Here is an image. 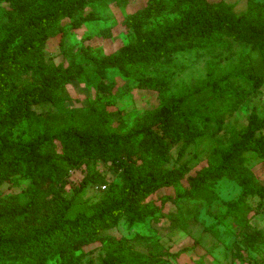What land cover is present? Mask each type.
<instances>
[{"label":"trees","instance_id":"trees-1","mask_svg":"<svg viewBox=\"0 0 264 264\" xmlns=\"http://www.w3.org/2000/svg\"><path fill=\"white\" fill-rule=\"evenodd\" d=\"M105 1L0 0V18L5 19L0 23V184L19 186L27 181L24 201L0 196V259L33 255L31 264H48L56 254L52 264H91L84 259L99 250L98 264H167L163 254L145 255L99 233L113 230L122 218L131 226L148 219L158 222L161 207L145 200L182 180L186 187L170 201L185 204L175 206L169 227L185 230L202 208L218 202L215 185L226 180L235 182L240 193L236 200L222 203L226 212L220 223L227 221L235 236L245 234L249 246L263 243L261 235L250 233L249 225L260 207L251 206L247 198L263 199L264 184L246 164V156L253 154L264 164V116L252 110L237 139L225 148H214L207 165L193 174L188 175L185 164L167 168L175 145L183 143L177 157L181 159L196 138L218 136L245 96L262 87L264 75L256 76L258 60H242L232 75L251 82L249 89L240 88L230 74L209 72L203 84L185 86L179 95L162 99L155 110L144 112L121 132L107 110L111 102L104 100L114 83L103 79L108 69H115L138 90L164 94L168 73L149 72V68L169 66L176 54L209 49L224 38L251 46L264 71V1L247 0V11L237 15L223 0H147L144 9L125 20L132 40L115 53L91 57L94 71L48 66L42 50L58 22ZM167 13L173 16L156 20ZM89 19L94 17L74 20L72 26ZM28 75L30 81L20 86L21 78ZM82 80L95 84L96 97L87 106L73 107L64 98L65 88ZM40 104L52 109L37 110L35 105ZM198 114L203 116L197 119ZM85 162L108 164L120 182H109L99 171L86 172L82 187L91 183L106 190L108 186L102 205L89 215L68 219L72 206L66 197L67 179ZM187 251L166 256L176 259Z\"/></svg>","mask_w":264,"mask_h":264},{"label":"rangeland","instance_id":"rangeland-1","mask_svg":"<svg viewBox=\"0 0 264 264\" xmlns=\"http://www.w3.org/2000/svg\"><path fill=\"white\" fill-rule=\"evenodd\" d=\"M223 1L231 6L237 15L247 11V0ZM146 5L147 0L96 2L88 5L83 12L73 18L60 20L57 30L48 35L42 50L45 63L52 67L61 66L63 69L75 66L89 70V72L94 71L96 64L91 57L98 59L115 53L119 48L127 45L132 40V32L126 26L125 20L129 15L144 9ZM1 10L0 8V12ZM90 14L94 19L86 20L79 27L73 28L74 20L84 19ZM172 16L167 13L156 20L160 21L162 18ZM3 22L5 19L0 18V23ZM255 59L258 60L259 65L256 76H262L264 75L263 65L257 53L252 51V47L235 43L228 38L215 42L209 49L178 53L169 66L153 67L148 70L152 72L158 69L168 73L165 77L168 90L164 94L138 90L117 70L108 69L103 81L106 84L114 83V88L104 98L111 102L107 110L113 115V120L116 122L114 125L121 132L129 129L144 112L155 110L162 99L179 95L185 86L203 84L209 72H213L215 76L230 74V79L238 81L240 88L249 89L251 82H243L232 75L237 73L242 60L254 62ZM30 78V75L22 77L19 82L20 86L28 83ZM95 97V84H88L86 80L67 85L64 92L65 100L73 107L87 106ZM226 106V104L220 106L219 109L224 110ZM35 108L40 111L52 109L50 105L41 104L35 105ZM252 110L256 111L259 116H264V84L255 93L245 96L243 104L238 107L232 117L225 121L218 136L204 135L196 138L193 144L185 148L181 159L177 157L183 143L175 145L170 152L172 160L167 168H177L185 164L189 170L188 175H191L205 167L214 148H225L237 139L239 132L247 126L248 116ZM202 116L198 114L197 119ZM16 134L17 132L14 133ZM261 136L264 138V130ZM246 164L257 176L259 182L264 184L262 161L253 154H248ZM94 171L104 173L111 183L120 182L114 172L109 170L108 164L103 162H85L81 169L71 171L67 179L70 187L66 190V197L71 201L72 206L67 216L68 219H73L80 214L89 215L93 208L102 205L108 186L106 190H102L99 184L87 183L84 187L81 186L86 172L92 174ZM26 184L27 181H20L19 186H13L12 182H3L0 184V196H15L24 201L23 191ZM185 187L186 182L182 180L172 187L162 188L145 200L151 206L161 207V218L158 222L148 219L143 224L131 226L126 218H122L113 230L100 232L99 235L121 240L145 255L163 254V259L167 264H264V198H247L251 206L258 205L261 210L249 222L250 233L257 232L263 237V243L249 246L245 241V234L235 236V233L227 229V221L226 223L219 221L226 212L222 203L236 200L240 193L237 184L231 181L222 180L215 185L218 202L211 207L202 208L198 217L188 222L185 230L169 227L168 222L175 206L183 207L185 204L182 200L176 203L170 200L182 192ZM94 246L92 244L86 250ZM183 248H187L188 251L176 259L166 256L167 252L174 254ZM101 254L102 251L96 250L93 254H89L83 263L98 264L97 260ZM56 258V254L53 255L48 264H52ZM32 260L33 255H12L1 258L0 264H31Z\"/></svg>","mask_w":264,"mask_h":264},{"label":"built area","instance_id":"built-area-1","mask_svg":"<svg viewBox=\"0 0 264 264\" xmlns=\"http://www.w3.org/2000/svg\"><path fill=\"white\" fill-rule=\"evenodd\" d=\"M101 189H105V186H102Z\"/></svg>","mask_w":264,"mask_h":264}]
</instances>
